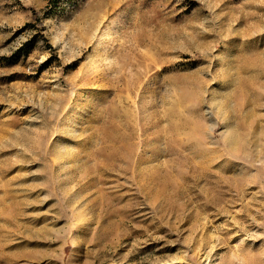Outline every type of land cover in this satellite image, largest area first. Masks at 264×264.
Here are the masks:
<instances>
[{
  "label": "rangeland",
  "instance_id": "rangeland-1",
  "mask_svg": "<svg viewBox=\"0 0 264 264\" xmlns=\"http://www.w3.org/2000/svg\"><path fill=\"white\" fill-rule=\"evenodd\" d=\"M0 264H264V0H0Z\"/></svg>",
  "mask_w": 264,
  "mask_h": 264
},
{
  "label": "trees",
  "instance_id": "trees-1",
  "mask_svg": "<svg viewBox=\"0 0 264 264\" xmlns=\"http://www.w3.org/2000/svg\"><path fill=\"white\" fill-rule=\"evenodd\" d=\"M55 2V0H53Z\"/></svg>",
  "mask_w": 264,
  "mask_h": 264
}]
</instances>
